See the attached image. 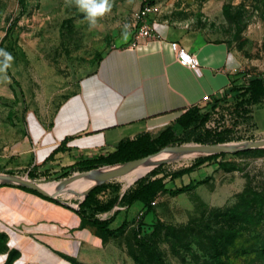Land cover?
I'll return each mask as SVG.
<instances>
[{"label":"rangeland","instance_id":"rangeland-1","mask_svg":"<svg viewBox=\"0 0 264 264\" xmlns=\"http://www.w3.org/2000/svg\"><path fill=\"white\" fill-rule=\"evenodd\" d=\"M110 3L111 10L98 18L96 27H90L74 0H0V42L4 39L2 48L14 58L9 74L0 73V169L17 158L27 119L34 116L48 122L80 81L95 72L104 54L124 39L125 25L128 35L133 34L135 14L148 3L157 8L155 20L186 38L223 43L236 61L233 77L238 85L256 77L264 81V0ZM248 111L244 116L236 115L230 100L211 111L196 134L202 137L204 131H215L219 136L205 138L203 143L192 139L179 143L182 135L178 131L177 141L168 147L261 141L264 98ZM221 154L175 179H171L172 174L210 155L162 164L155 174L151 172L156 168L128 187L116 179L104 183L98 201L113 202V207L95 217L108 222L110 228L122 223L125 227L115 237L100 238L95 229L86 226L99 238L98 245L71 259L81 264H264V146ZM76 173L81 172L65 178ZM59 174L35 180L40 184L59 183L65 179L58 178ZM21 177L27 178L25 173ZM153 179H163L168 190H185L157 195L149 213L143 206L131 207L121 201L137 188V182ZM53 200L57 207L75 211L82 202L79 196L65 194ZM32 235L23 237L20 247L33 246L34 252L31 249L12 264L20 260L23 264H71ZM57 237L54 234L52 238ZM0 264H6L5 259Z\"/></svg>","mask_w":264,"mask_h":264},{"label":"crops","instance_id":"crops-1","mask_svg":"<svg viewBox=\"0 0 264 264\" xmlns=\"http://www.w3.org/2000/svg\"><path fill=\"white\" fill-rule=\"evenodd\" d=\"M154 21L160 38L133 44L130 34L118 40L48 122L30 116L17 158L0 171L16 177L25 173L34 181L62 174L82 159L113 152L126 139L143 133L157 137L189 108L203 106L238 85L233 77L236 61L223 43L192 41L166 23ZM171 42L198 58L200 77L176 63ZM22 188L26 187L0 184V233L7 236L8 248L0 253V262L12 249L19 258L31 249L34 252L33 246L20 247L28 234L68 258H79L98 242L88 228L80 227L75 210L57 207ZM54 234L58 237L52 238ZM9 240L14 246L9 247Z\"/></svg>","mask_w":264,"mask_h":264},{"label":"trees","instance_id":"trees-1","mask_svg":"<svg viewBox=\"0 0 264 264\" xmlns=\"http://www.w3.org/2000/svg\"><path fill=\"white\" fill-rule=\"evenodd\" d=\"M225 14L230 15L229 10L225 9ZM3 40L0 42V48H2ZM2 59V58H0ZM9 74V71L7 70ZM264 98V81L260 77H256L253 80L248 81L243 85H237L230 88L222 97L217 98L212 101H208L203 106H195L186 110L173 125L165 128L157 137L151 138L149 134L143 133L139 134L133 139H126L121 141L115 148L113 152L106 154H100L92 158H85L74 164L70 169L63 172L58 176V178H65L72 172H87L90 170L98 169L105 166H114L118 164L127 163L129 161L141 159L150 155H155L163 148L174 144L177 140L178 131L181 132L182 141L179 139V143L189 142L191 139L196 143H203L205 138L210 136H219L215 131L211 134L209 131H204L202 137L197 136V132L202 129L209 119L211 111H214L222 104L228 103L230 100L233 102V112L240 116L246 115L249 111V106L258 103L259 100ZM209 109L208 112L203 113L204 110ZM61 149L58 148L54 152H58ZM222 154L210 155L208 157L200 158L198 162L192 166L181 169L180 171L171 175V179L182 177L186 174L191 173L195 168L204 163L205 161L213 160ZM159 168H156L151 172H155ZM137 188L131 190L129 193L125 194L121 201L127 203L128 206L133 205L138 202L146 208L147 213L150 212L152 203L155 197L161 193L178 194L182 193L185 188H180L177 190H168L165 186L163 179H153L147 181L137 182ZM104 184L94 187L85 199L79 203V208L76 214L80 218V227H90L95 229V235L104 238V236L115 237L119 232H121L125 223H122L116 228H110L109 223L106 221H100L95 217L98 212H107L113 207V202H108L102 204L98 201V195L103 194ZM26 191L39 195L33 190L22 188ZM40 197L57 204V202L49 197ZM7 236L0 233V253H5L8 251L6 246ZM150 250V248H149ZM19 257V253L16 250H10L6 259V264H12ZM71 264H81L77 263L71 258L62 256ZM158 259V257H157ZM159 260V259H158ZM218 261V260H217ZM218 264H223L218 261Z\"/></svg>","mask_w":264,"mask_h":264},{"label":"water","instance_id":"water-1","mask_svg":"<svg viewBox=\"0 0 264 264\" xmlns=\"http://www.w3.org/2000/svg\"><path fill=\"white\" fill-rule=\"evenodd\" d=\"M263 146H264V139L261 141L241 143L240 145H236V146L191 144V145H180V146H174V147H165L161 151H159L157 154H159L162 151L168 150V151H173L176 153L184 152V151H195V152L206 153L205 155H216V154H221V153H226V152L228 153L237 152L240 150H252V149L261 148ZM155 155H150V156L137 159V160H133V161H129L123 164H118L114 166H105V167L90 170L87 172L76 173V174H73L69 178L63 179V181L59 182L58 184L62 187L66 185L67 183H69L70 181L74 180L75 178H79V177H86L88 179L94 180L95 183L83 193L82 195V201H83L85 197L88 195V193L94 187L102 185L110 180L116 179L117 177L127 174L132 169L141 165L142 163H144L145 161H147L148 159H150L151 157ZM165 163H168V161L167 160L162 161L158 163L154 168L162 164H165ZM0 184L19 185L22 187H26L30 190H33L45 197L56 199V196L46 193L42 188L39 187L40 182L29 180L28 178L0 174Z\"/></svg>","mask_w":264,"mask_h":264},{"label":"bare ground","instance_id":"bare-ground-1","mask_svg":"<svg viewBox=\"0 0 264 264\" xmlns=\"http://www.w3.org/2000/svg\"><path fill=\"white\" fill-rule=\"evenodd\" d=\"M237 145H240V144H237ZM230 146H236V145H230ZM205 154L206 153L195 152V151H184V152L176 153V152L167 150L164 153H160V154H157L151 157L150 159H148L141 165L132 169L127 174L117 177L116 180L121 181L122 183H124L125 187H128L134 184V182H136L138 179L147 175L158 163L162 161L167 160L168 163L178 162V161L187 160V159H190V158H193L199 155H205ZM94 183H95L94 180L88 179L86 177H80L78 179L70 181L69 183H67L66 185L62 187L58 183L39 184V187L42 188L46 193L50 195L58 196L60 194H65L71 197L76 195L82 198L83 193Z\"/></svg>","mask_w":264,"mask_h":264},{"label":"built area","instance_id":"built-area-1","mask_svg":"<svg viewBox=\"0 0 264 264\" xmlns=\"http://www.w3.org/2000/svg\"><path fill=\"white\" fill-rule=\"evenodd\" d=\"M157 8L152 4L143 5L135 14V26L133 31L134 43L144 39L160 38L158 32L154 29L155 16ZM170 49L174 54L176 63L182 67L190 70L196 77L202 75L201 64L198 58L187 51L177 42L170 43ZM154 203H152L153 205Z\"/></svg>","mask_w":264,"mask_h":264},{"label":"clouds","instance_id":"clouds-1","mask_svg":"<svg viewBox=\"0 0 264 264\" xmlns=\"http://www.w3.org/2000/svg\"><path fill=\"white\" fill-rule=\"evenodd\" d=\"M75 6L84 13V19L88 21L90 27H96L98 18L103 17L111 10L110 0H74ZM128 25L124 26L122 36L124 39L128 37ZM0 73H6L11 67L13 56L4 48H0ZM9 247L14 246L13 241L9 240Z\"/></svg>","mask_w":264,"mask_h":264}]
</instances>
